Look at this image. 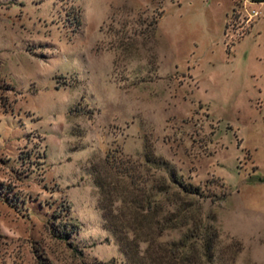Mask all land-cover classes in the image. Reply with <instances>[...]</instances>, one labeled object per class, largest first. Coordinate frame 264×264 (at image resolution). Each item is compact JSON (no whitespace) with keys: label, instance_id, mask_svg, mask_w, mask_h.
I'll return each mask as SVG.
<instances>
[{"label":"rangeland","instance_id":"rangeland-1","mask_svg":"<svg viewBox=\"0 0 264 264\" xmlns=\"http://www.w3.org/2000/svg\"><path fill=\"white\" fill-rule=\"evenodd\" d=\"M108 157L200 186L218 261L264 264V0H0V264H125Z\"/></svg>","mask_w":264,"mask_h":264},{"label":"trees","instance_id":"trees-1","mask_svg":"<svg viewBox=\"0 0 264 264\" xmlns=\"http://www.w3.org/2000/svg\"><path fill=\"white\" fill-rule=\"evenodd\" d=\"M117 178L97 179L99 207L124 255L125 264H233L218 261L216 218L197 204L201 187L175 173L149 184L124 161L108 157ZM165 167L161 158L154 160ZM61 236L63 233L60 234ZM66 236V235H65ZM44 264V263H43Z\"/></svg>","mask_w":264,"mask_h":264}]
</instances>
